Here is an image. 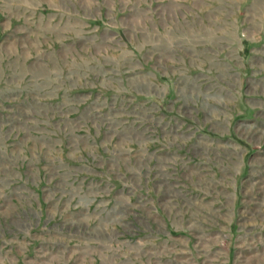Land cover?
I'll return each instance as SVG.
<instances>
[{
    "label": "rangeland",
    "instance_id": "rangeland-1",
    "mask_svg": "<svg viewBox=\"0 0 264 264\" xmlns=\"http://www.w3.org/2000/svg\"><path fill=\"white\" fill-rule=\"evenodd\" d=\"M0 264H264V0H0Z\"/></svg>",
    "mask_w": 264,
    "mask_h": 264
}]
</instances>
